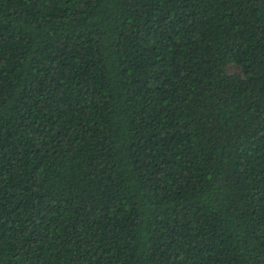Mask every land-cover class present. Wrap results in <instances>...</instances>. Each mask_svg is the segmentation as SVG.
Wrapping results in <instances>:
<instances>
[{
    "label": "trees",
    "instance_id": "trees-1",
    "mask_svg": "<svg viewBox=\"0 0 264 264\" xmlns=\"http://www.w3.org/2000/svg\"><path fill=\"white\" fill-rule=\"evenodd\" d=\"M0 264H264V0H0Z\"/></svg>",
    "mask_w": 264,
    "mask_h": 264
}]
</instances>
